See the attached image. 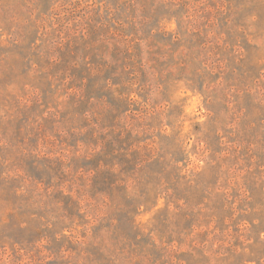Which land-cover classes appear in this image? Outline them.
Masks as SVG:
<instances>
[{
    "label": "rangeland",
    "instance_id": "obj_1",
    "mask_svg": "<svg viewBox=\"0 0 264 264\" xmlns=\"http://www.w3.org/2000/svg\"><path fill=\"white\" fill-rule=\"evenodd\" d=\"M0 264H264V0H0Z\"/></svg>",
    "mask_w": 264,
    "mask_h": 264
}]
</instances>
